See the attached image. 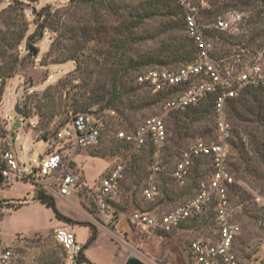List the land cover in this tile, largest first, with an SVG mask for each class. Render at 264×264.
<instances>
[{
  "label": "rangeland",
  "instance_id": "1",
  "mask_svg": "<svg viewBox=\"0 0 264 264\" xmlns=\"http://www.w3.org/2000/svg\"><path fill=\"white\" fill-rule=\"evenodd\" d=\"M186 1L195 7L193 15L197 25L203 30L211 29V20L199 18L197 2L203 9L209 8L208 1L213 0ZM240 1H230L237 7L220 9L218 13V18L233 23L236 30L229 35L234 37L236 45L222 47L229 62H223L224 66L216 63L220 69L227 66L236 69L235 64L251 67L258 63L264 71V9L257 2ZM217 3L226 5L229 2L217 0ZM176 4L180 7L178 0ZM180 8L183 21L184 10ZM145 9L146 0H106L96 5L71 0H0L1 33L24 34L20 44L9 51L16 59L15 70L13 77L4 81L3 93H0V133L4 129L10 131L19 118L14 112L15 104L20 103L22 108L24 123L14 128L13 133L24 171L36 169L31 160L43 156L48 149V143L40 138L43 135L52 137L72 115L93 112L103 116L107 123L101 143L75 156L73 167L85 186L65 198L53 197L58 212L76 223L72 231L79 244L84 246L89 234V228L82 224L90 223L96 228V241L84 250L93 264H126L131 257L145 264H192L188 256L190 242L216 234L214 217L208 213L210 210L169 233L134 228L128 222L129 215L137 209L161 216L186 203L194 195L198 182L210 177V161L194 162L183 188L171 179L172 168L194 142L214 140L209 116L192 122L188 136L178 139L173 121L181 125L189 122L184 119V112L166 115L160 103H152L137 111L125 112L126 120L116 112L99 109L104 102L99 101L100 94L102 90L110 89L111 79L120 74V62L126 67L130 60L140 61L172 39L187 37L185 30L170 32L167 25L176 18L165 15L144 16L142 23L132 28L136 15L143 16ZM37 13L42 16L37 17ZM40 24L46 29L41 38L34 40ZM127 29L138 38L137 41L124 42V37L129 34ZM206 38L213 45V53L220 50V44ZM0 62V73L4 74L9 58L0 55ZM182 65L145 66L129 75L149 69H176ZM151 96L152 92L147 89H136L129 99L135 106H140L142 101L153 102ZM155 115L162 116L165 121L167 143L162 172L155 177L159 194L150 202L142 196L152 163L147 148L140 154H133L116 135L118 132L132 133L146 118ZM228 116L233 144H229L227 160L236 185L229 192L233 209L231 221L240 231L233 243V251L238 264H264V163L256 154L258 145L264 155V129L256 123L235 120L229 110ZM208 129L210 132L206 133ZM116 163L122 164L124 177L118 198L106 210L108 217L103 219L93 207L91 194ZM31 196L29 182H18L8 189L0 187V203H22ZM20 205L23 206L16 211L4 208L0 224L5 241L14 240L17 246L19 264H65L64 251L54 240V228L58 225L52 211L34 201Z\"/></svg>",
  "mask_w": 264,
  "mask_h": 264
},
{
  "label": "built area",
  "instance_id": "2",
  "mask_svg": "<svg viewBox=\"0 0 264 264\" xmlns=\"http://www.w3.org/2000/svg\"><path fill=\"white\" fill-rule=\"evenodd\" d=\"M178 4L184 10L185 34L197 47L194 61L176 69L140 71L135 76V82L149 87L152 94L167 95L160 103L166 115L182 113L212 101L214 140L210 143L201 140L194 142L175 162L170 176L177 186L183 188L187 185L194 162L205 159L210 161L211 173L208 179L198 182L194 195L183 205L172 208L161 216L136 210L129 215L128 222L134 228L169 233L182 223L195 220L212 210L216 234L192 240L188 246L189 259L192 264H238L233 243L240 231L239 226L231 221L233 209L229 198L230 187L235 184V180L229 171L227 160L232 137L228 105L246 88L264 85V71L258 63L251 67L246 65L240 70L229 66L220 69L212 57V43L197 25L193 15L195 7L186 0H178ZM233 26L232 22L218 18L209 28L234 34L236 29ZM4 81L0 73V88ZM18 120L20 125L24 123L23 117ZM106 127L103 116L93 112L72 116L69 122L45 141L48 149L43 156L31 160L37 166L31 171H24V165L19 160L15 149L16 137L11 136L13 130L4 129L0 133V187L8 189L15 183L29 182L32 187H37L54 198H65L77 193L85 185L73 167L75 156L80 151L96 147ZM116 136L132 149L133 154H140L149 147L152 149L150 176L142 188V196L146 201H155L159 194L155 177L162 172L163 151L167 143L163 117L150 116L132 133L118 132ZM123 171L122 164L116 163L91 194L93 207L103 219L108 217L106 210L118 198ZM29 201L1 202L0 224L4 208H13ZM54 240L64 251L65 264H84L79 261L83 245L76 241L69 225L55 228ZM16 249L14 240L6 242L0 229V264H19Z\"/></svg>",
  "mask_w": 264,
  "mask_h": 264
},
{
  "label": "trees",
  "instance_id": "3",
  "mask_svg": "<svg viewBox=\"0 0 264 264\" xmlns=\"http://www.w3.org/2000/svg\"><path fill=\"white\" fill-rule=\"evenodd\" d=\"M71 1H79L83 3H91L93 5L102 4L106 0H71ZM230 1H234L235 3H241L240 0H228V4H219L217 0L208 1L209 8H200V3L197 2L198 8V16L204 20H211L212 23L216 21L218 18V13L220 9L234 8L237 7V4L230 3ZM259 3L264 9V0H251V2ZM245 4V3H244ZM146 8L145 14L143 16L136 15V19L132 24V28L137 27L142 23V19L144 16L152 17V16H162L165 15L169 18H176L174 21H170L169 25H167L168 30L173 32L175 30H184V24L182 21V12L181 8L176 4V0H146ZM37 17H41V13L36 14ZM46 29L43 24L37 25L34 40H38L41 38L43 30ZM129 33L124 37V42L127 43L129 40L137 41V37H133L131 35V30L127 29ZM206 37L212 39L216 44H220V50L215 51L212 54V57L215 61L219 62L221 66H224L223 62L228 61V54L225 53L222 47L227 45H236L234 41V37L225 33L218 31L216 29H204L203 30ZM24 38V34L20 33L15 35L13 32L5 31L1 33L0 31V55L4 58H9V66L6 69L4 74H1L3 78L6 80L7 78L13 77V72L15 70L16 59H13V55L9 54V51H12L17 45L20 44L22 39ZM250 45V42L247 43ZM120 47H116L118 49ZM197 54V47L193 43L192 40L187 37L181 39H172L170 42L163 45L161 49L157 52L149 53L142 57L140 61H129L126 67L124 63H119L120 72L119 75H114L111 79V88L108 90H102L99 101H104L99 105V109L104 112L107 110L116 112L122 118L128 119V116L125 112H134L141 108H144L152 103H161V101L167 96L166 94L157 93L152 94L153 102H144L140 106H135L134 103L130 102V95L135 93L136 89H147L150 91L149 87L146 85H138L135 82V75H129L132 71H137L141 67L157 65L160 67H166L171 64H188L194 61ZM240 56V55H238ZM239 60L244 61L243 58H239ZM242 63V62H241ZM237 70L242 68V64H235L234 66ZM128 78V81L125 79ZM130 82V85L129 83ZM134 84V86H133ZM4 82L2 87L0 88V93H3ZM151 92V91H150ZM144 100V99H143ZM98 101V102H99ZM211 104L212 101L209 100L197 108L187 109L184 111V119L189 120V122L179 123L178 121H173V125L175 126V132L177 134L178 139H182V137L188 136L189 125L192 122L199 121L201 118L205 116H209L212 121V126L214 125L212 115H211ZM228 110L232 118L242 123H256L264 129V85H260L259 87H248L246 88L236 99L232 100L228 105ZM78 114V113H77ZM76 115V114H75ZM26 117L25 114H23ZM74 116V115H72ZM212 131V129H211ZM206 133L210 132V129L205 130ZM183 133V135H181ZM54 135V133H53ZM52 135V136H53ZM40 138V137H39ZM43 142L47 141L44 135L40 138ZM40 139H37L39 141ZM101 143V141H100ZM231 144L232 141L230 142ZM126 147L128 146L125 144ZM263 149L257 145L256 154L258 158L264 163V155L262 153ZM147 152L152 159V149L147 148ZM205 162L208 159L204 160ZM201 162V161H200ZM199 163V161H197ZM235 184L230 187V191L235 188ZM229 191V192H230ZM34 202H39L45 208L50 209L54 215V218L60 222H63L68 225H76V223L69 219L68 217L62 215L58 212L55 204V200L50 195H47L41 189L35 187L34 189V197L32 199ZM22 205L18 204L14 206V210L21 208ZM141 211L140 209H137ZM210 215L213 216L212 210L208 211ZM81 226L89 228V235L86 240L85 245L83 246V253L79 256V261L84 264H92L85 258L84 250H86L91 244H93L98 236V232L96 228L90 223L82 224Z\"/></svg>",
  "mask_w": 264,
  "mask_h": 264
},
{
  "label": "water",
  "instance_id": "4",
  "mask_svg": "<svg viewBox=\"0 0 264 264\" xmlns=\"http://www.w3.org/2000/svg\"><path fill=\"white\" fill-rule=\"evenodd\" d=\"M14 112L16 113V115L18 117H21L22 116V108H21L20 103H16L15 104V106H14ZM17 127H20V123H19V120L18 119L12 125L11 129L13 130L14 128H17ZM11 136H12V138L15 137V135L13 133L11 134ZM126 264H145V263H143L142 261H140L137 258L131 257V258H129L127 260Z\"/></svg>",
  "mask_w": 264,
  "mask_h": 264
},
{
  "label": "crops",
  "instance_id": "5",
  "mask_svg": "<svg viewBox=\"0 0 264 264\" xmlns=\"http://www.w3.org/2000/svg\"><path fill=\"white\" fill-rule=\"evenodd\" d=\"M34 189H35V188L32 187V196H31L30 199H29L30 201H33L32 199H33V197H34ZM29 200H27V201H29ZM54 200H55V199H54ZM30 201H29V202H30ZM29 202H28V203H29ZM55 202H56V200H55ZM28 203H26L25 205H27ZM38 203H39V202H38ZM39 204H40V203H39ZM40 205H41V204H40ZM22 206H23V205H22ZM42 206H43V205H42ZM13 210H14V208H13ZM17 210H18V209H17ZM14 211H16V210H14ZM56 222H57V225H58L57 227H61V226L64 225L63 222H60V221H58V220H57ZM57 227H55V228H57ZM55 228H54V229H55ZM70 228H71V230H72V226H70ZM72 232H73V231H72ZM88 235H89V234H88ZM84 255H85V258L87 259V257H86V253H85ZM87 260H88V259H87ZM88 261H89V260H88ZM91 263H92V262H91ZM92 264H93V263H92Z\"/></svg>",
  "mask_w": 264,
  "mask_h": 264
}]
</instances>
